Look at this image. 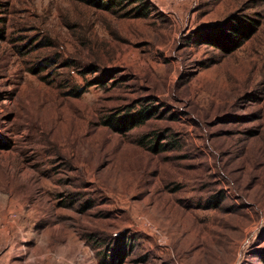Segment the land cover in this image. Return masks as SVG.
<instances>
[{"label":"rangeland","instance_id":"rangeland-1","mask_svg":"<svg viewBox=\"0 0 264 264\" xmlns=\"http://www.w3.org/2000/svg\"><path fill=\"white\" fill-rule=\"evenodd\" d=\"M0 142V264H264V0H0Z\"/></svg>","mask_w":264,"mask_h":264},{"label":"trees","instance_id":"trees-1","mask_svg":"<svg viewBox=\"0 0 264 264\" xmlns=\"http://www.w3.org/2000/svg\"><path fill=\"white\" fill-rule=\"evenodd\" d=\"M254 30L255 27L253 25H249L248 27L243 29L233 28L232 33H225L221 30V32H217L216 37L209 38L211 40L209 41L216 47L222 48L224 50L229 49V51L233 52L238 50L241 47L242 43L248 40L255 33ZM148 117L149 116L144 115L143 112H138L135 114H128L126 116H123L122 118L111 117L110 121L113 125L116 124L117 127L121 125L122 127L125 126L127 130H130L133 127L147 121L149 119ZM122 252V250H116V252L112 256L113 263L123 261V257L121 256Z\"/></svg>","mask_w":264,"mask_h":264}]
</instances>
